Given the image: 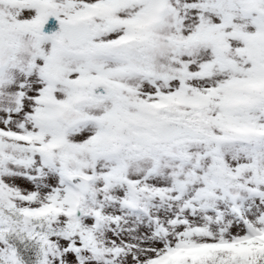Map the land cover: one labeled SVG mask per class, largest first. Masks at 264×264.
Returning a JSON list of instances; mask_svg holds the SVG:
<instances>
[{
    "label": "snow or ice",
    "instance_id": "obj_1",
    "mask_svg": "<svg viewBox=\"0 0 264 264\" xmlns=\"http://www.w3.org/2000/svg\"><path fill=\"white\" fill-rule=\"evenodd\" d=\"M0 264H264V0H0Z\"/></svg>",
    "mask_w": 264,
    "mask_h": 264
}]
</instances>
